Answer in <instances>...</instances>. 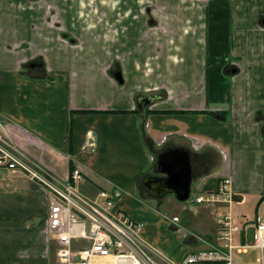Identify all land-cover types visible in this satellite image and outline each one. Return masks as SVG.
Masks as SVG:
<instances>
[{"label":"crops","instance_id":"obj_1","mask_svg":"<svg viewBox=\"0 0 264 264\" xmlns=\"http://www.w3.org/2000/svg\"><path fill=\"white\" fill-rule=\"evenodd\" d=\"M0 117L31 157L84 194L114 195L145 243L180 262L209 248L227 205L149 192L159 153L189 152L191 194L231 177L234 216L264 197V0H0ZM49 206L45 188L5 173L0 264H49Z\"/></svg>","mask_w":264,"mask_h":264},{"label":"built area","instance_id":"obj_2","mask_svg":"<svg viewBox=\"0 0 264 264\" xmlns=\"http://www.w3.org/2000/svg\"><path fill=\"white\" fill-rule=\"evenodd\" d=\"M11 123L0 117V179L6 172L23 173L48 191L47 233L59 264H241L235 252L243 254L250 249L260 250L258 261L264 264V207L255 221L239 225L231 209L235 201L231 177L222 180L216 192L190 198L191 203H223L227 208L217 217L215 239H202L209 248L175 262L145 243L144 223L116 210L114 195L107 191L84 194L31 157L14 139ZM72 177L75 182L82 181L79 171ZM180 222L178 217L172 218L176 226Z\"/></svg>","mask_w":264,"mask_h":264},{"label":"water","instance_id":"obj_3","mask_svg":"<svg viewBox=\"0 0 264 264\" xmlns=\"http://www.w3.org/2000/svg\"><path fill=\"white\" fill-rule=\"evenodd\" d=\"M114 77L122 82V75L119 72ZM153 103L151 97L141 98L138 102L140 114L147 116V109ZM158 171L164 177H149L144 181L146 189L154 195L173 193L181 202L190 198L192 185V165L188 151L182 148L167 149L158 155Z\"/></svg>","mask_w":264,"mask_h":264},{"label":"rangeland","instance_id":"obj_4","mask_svg":"<svg viewBox=\"0 0 264 264\" xmlns=\"http://www.w3.org/2000/svg\"><path fill=\"white\" fill-rule=\"evenodd\" d=\"M192 196H194V192H192ZM94 193L89 192V196H92ZM96 194V193H95ZM172 196V195H171ZM175 198V196H173ZM261 199V198H260ZM176 201H178L176 199ZM259 200L258 198H249L245 202L238 204L236 206L235 210V218L238 224L242 225L244 223L250 224L258 216H261L262 214V209L264 207V203L260 206L259 208ZM181 203V201H178ZM184 203V202H183ZM41 221V218H36L34 221V225L39 224ZM250 240L252 241V234L250 233ZM261 256V252L259 249H250L248 253H236L235 252V257L241 264H261L258 261V258ZM49 264H59L57 261V258L55 257V254L52 253L50 256Z\"/></svg>","mask_w":264,"mask_h":264},{"label":"trees","instance_id":"obj_5","mask_svg":"<svg viewBox=\"0 0 264 264\" xmlns=\"http://www.w3.org/2000/svg\"><path fill=\"white\" fill-rule=\"evenodd\" d=\"M73 172H74V169H73V167H72V173H73ZM263 200H264V197H262L260 203H261Z\"/></svg>","mask_w":264,"mask_h":264}]
</instances>
